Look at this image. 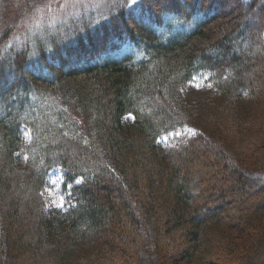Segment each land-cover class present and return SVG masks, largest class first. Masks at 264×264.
Instances as JSON below:
<instances>
[{
	"label": "trees",
	"instance_id": "1",
	"mask_svg": "<svg viewBox=\"0 0 264 264\" xmlns=\"http://www.w3.org/2000/svg\"><path fill=\"white\" fill-rule=\"evenodd\" d=\"M61 3L0 0V264H264V0Z\"/></svg>",
	"mask_w": 264,
	"mask_h": 264
},
{
	"label": "rangeland",
	"instance_id": "2",
	"mask_svg": "<svg viewBox=\"0 0 264 264\" xmlns=\"http://www.w3.org/2000/svg\"><path fill=\"white\" fill-rule=\"evenodd\" d=\"M60 1H62L60 12L62 13V15L68 16L78 13L82 8L86 9V11H96L101 7L103 8L105 3L114 2L116 0H60ZM12 10L13 8L11 7L7 8V11L9 12H11ZM187 91L190 95L191 100H201L205 98V96H207L209 92V87L206 83V79L204 77H199L195 79V81L187 87ZM195 133H196L195 130L189 128L185 132V135L191 136L194 135ZM159 145L162 149H165L167 147V141L163 140L162 142H159ZM60 179H61L60 173L56 172L52 174V184L56 185L60 181ZM234 206L232 208H234Z\"/></svg>",
	"mask_w": 264,
	"mask_h": 264
},
{
	"label": "snow or ice",
	"instance_id": "3",
	"mask_svg": "<svg viewBox=\"0 0 264 264\" xmlns=\"http://www.w3.org/2000/svg\"><path fill=\"white\" fill-rule=\"evenodd\" d=\"M131 2L134 4L135 3V0H131Z\"/></svg>",
	"mask_w": 264,
	"mask_h": 264
}]
</instances>
